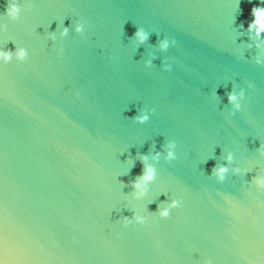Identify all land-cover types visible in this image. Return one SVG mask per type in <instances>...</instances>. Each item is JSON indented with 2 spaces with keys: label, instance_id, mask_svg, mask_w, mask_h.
I'll use <instances>...</instances> for the list:
<instances>
[{
  "label": "water",
  "instance_id": "95a60500",
  "mask_svg": "<svg viewBox=\"0 0 264 264\" xmlns=\"http://www.w3.org/2000/svg\"><path fill=\"white\" fill-rule=\"evenodd\" d=\"M254 7L264 0H0V51L13 53L0 60V264H264ZM145 167L155 179L137 200ZM133 210L146 221L125 227Z\"/></svg>",
  "mask_w": 264,
  "mask_h": 264
},
{
  "label": "clouds",
  "instance_id": "9594fccd",
  "mask_svg": "<svg viewBox=\"0 0 264 264\" xmlns=\"http://www.w3.org/2000/svg\"><path fill=\"white\" fill-rule=\"evenodd\" d=\"M19 13V8L16 5H9L6 8V14L10 17H12L13 19H15L17 17ZM252 15L254 17L253 22L249 25V30L255 29L257 32V35L260 34V32L264 31V8H258V7H254L252 9ZM83 30V26L82 25H77L75 28V31L77 33H80ZM68 33V28H64L63 31L61 32V36H66ZM135 38L139 41L140 44H143L147 39H148V33H146L144 31V29L142 28H137L135 34H134ZM49 38L50 39H54V34H49ZM171 43L174 45L175 44V40H172ZM161 49L163 50H167L169 47V42L167 40H164L161 42L160 44ZM63 49H61L59 51L60 54H62ZM16 58L20 61H23L26 56L27 53L24 49H19L16 52ZM13 59V53L12 51L6 50V51H0V60H2L5 64H8L12 61ZM155 57L153 56L146 64V66H151L152 60H154ZM164 70L165 71H171V65L164 63ZM253 85H249V87H252ZM239 98L243 99L244 98V92L241 91L239 94ZM238 97L237 94L233 93H229L228 95V101L229 103H231L234 107V111L232 113H230V115H234L235 112L240 111L241 109V105L240 103L237 102ZM134 119L136 120L137 123L143 124L145 123L149 117L148 115L141 113L138 116L134 117ZM175 144H170L169 148H174ZM264 149V144L259 145L258 147V151ZM159 157V153L156 154V157H154V159ZM141 163H144L147 160L146 156H142L141 158ZM177 159L176 155L174 154L173 151H168L167 153V160L168 161H172ZM229 160L232 159L231 155H229L228 157ZM132 167H135V163L133 162ZM228 172V168L227 167H214L212 170L211 175L215 177L216 181L218 183H223L226 179V174ZM235 174H239V170H235ZM155 179V171L152 167H145L144 168V172L142 174L141 177H139L136 181H133L131 184V187L136 190L135 192V198L137 200L143 198L146 195L147 192V184L151 181H153ZM258 187L260 188H264V180H257L256 181ZM181 206V201L179 200H171V202L167 203V205L163 208H160L158 206V211H157V215L160 219H167L170 216L171 210L173 209H177ZM146 221V217L144 215L139 214L138 211L133 210L132 211V215L129 216H124L122 223L125 227L132 225V224H136V225H143Z\"/></svg>",
  "mask_w": 264,
  "mask_h": 264
}]
</instances>
